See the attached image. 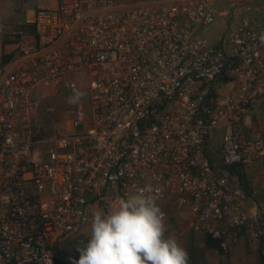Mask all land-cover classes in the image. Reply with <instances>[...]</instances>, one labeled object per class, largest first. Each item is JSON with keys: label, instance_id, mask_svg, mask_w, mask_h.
Wrapping results in <instances>:
<instances>
[{"label": "built area", "instance_id": "built-area-1", "mask_svg": "<svg viewBox=\"0 0 264 264\" xmlns=\"http://www.w3.org/2000/svg\"><path fill=\"white\" fill-rule=\"evenodd\" d=\"M153 1L57 0L0 21V264H56L93 213L135 194L165 232L168 211L186 213L224 254L249 242L264 255V210L237 174L264 163L246 126L264 98V27L245 6L214 42L201 36L212 0ZM74 89L68 127L49 135L44 101Z\"/></svg>", "mask_w": 264, "mask_h": 264}, {"label": "clouds", "instance_id": "clouds-1", "mask_svg": "<svg viewBox=\"0 0 264 264\" xmlns=\"http://www.w3.org/2000/svg\"><path fill=\"white\" fill-rule=\"evenodd\" d=\"M84 95L74 89L69 102L79 103ZM142 191L151 193L152 188L146 186ZM90 228V238L77 248L80 258L73 264H189L187 250L175 238H166L169 228L165 232L163 213L150 195L120 198L110 211L93 213ZM188 229L195 232L189 222ZM211 242L218 247L214 252L222 260L230 259L229 255L242 245L224 254L218 243Z\"/></svg>", "mask_w": 264, "mask_h": 264}, {"label": "rangeland", "instance_id": "rangeland-1", "mask_svg": "<svg viewBox=\"0 0 264 264\" xmlns=\"http://www.w3.org/2000/svg\"><path fill=\"white\" fill-rule=\"evenodd\" d=\"M184 0H162V3H172L180 2ZM42 3L40 0H0V21H15L18 23H24L26 17L31 12L41 8ZM29 11H31L29 13ZM228 30V28H227ZM226 30V31H227ZM213 31V30H212ZM202 33L201 36L210 39V34L212 33ZM225 31V32H226ZM224 32V33H225ZM222 38V37H221ZM220 38V39H221ZM213 41V40H211ZM215 42V41H214ZM71 93L59 92L54 97L55 103L53 108L55 111L53 113L48 112L43 116V120L47 124L48 134L53 135L57 130L65 129L68 127V120L71 117L70 111L72 103L69 102V97ZM85 100V99H83ZM212 139L208 143V151L210 152L212 148H218L221 145L222 138L224 135L223 128H218L211 132ZM137 196L132 195V197ZM169 218V230L168 233L178 240L182 246L187 249L189 254V264H257V246L249 245L248 242L240 245L235 254L228 260H222L212 249L206 248L203 239L193 237L188 229V214L180 212H171L168 214ZM91 228L85 232V235L77 236L72 238L70 242L82 247L87 243L90 238ZM194 239H193V238ZM66 245V244H65Z\"/></svg>", "mask_w": 264, "mask_h": 264}, {"label": "crops", "instance_id": "crops-1", "mask_svg": "<svg viewBox=\"0 0 264 264\" xmlns=\"http://www.w3.org/2000/svg\"><path fill=\"white\" fill-rule=\"evenodd\" d=\"M34 1V0H33ZM217 10L216 23L210 31L203 32L210 34V39L217 42L223 36L230 24L234 21L239 22L246 18H241V14H246L245 6L253 8L252 18L257 26L264 27V0H212ZM43 4L41 8H55L57 0H40ZM162 0H154L152 5L161 4ZM36 11V10H35ZM29 11L30 15H24L26 21L34 17V12ZM250 16V15H249ZM248 16V17H249ZM2 21V20H1ZM25 21V22H26ZM14 45H8L7 49L12 50ZM3 73H0V82L3 79ZM246 126L250 134L257 139L260 136L264 140V98L261 99L252 110L250 116L246 119ZM224 130V129H223ZM245 182L243 188L248 197L251 206L264 210V163H257L254 167L246 170Z\"/></svg>", "mask_w": 264, "mask_h": 264}, {"label": "trees", "instance_id": "trees-1", "mask_svg": "<svg viewBox=\"0 0 264 264\" xmlns=\"http://www.w3.org/2000/svg\"><path fill=\"white\" fill-rule=\"evenodd\" d=\"M55 97H51L49 99H46L44 101V105H43V113L45 115L46 114H49L48 112H46V108L48 107H53L54 105V99ZM75 109V104H72V107H71V111H73ZM239 178H240V181L242 183V185H244V182H245V174L244 172L242 171H239L237 172ZM170 212L168 211V214ZM191 235L193 237H197V238H200V239H203V242L204 244L206 245V248H210L214 251V249L218 250V247L216 245H214L208 238V236L205 234V233H202V234H199V233H195V232H191ZM165 236L166 238L167 237H171L173 238L168 232L165 233ZM192 237V238H193ZM194 239V238H193ZM72 240V239H71ZM71 240H69L66 245L64 246V249L63 251L59 252L58 254V257H57V261H56V264H73V261L74 260H78L80 258V253L79 251L77 250L78 248V245L74 244L73 242H70ZM73 241V240H72ZM178 241V240H177ZM179 242V241H178ZM180 243V242H179ZM181 244V243H180ZM182 245V244H181ZM187 250V249H186ZM188 251V250H187ZM235 253H231L229 255V258L232 257ZM257 259H258V263L257 264H264V255L262 254V250L261 249H258L257 253Z\"/></svg>", "mask_w": 264, "mask_h": 264}]
</instances>
